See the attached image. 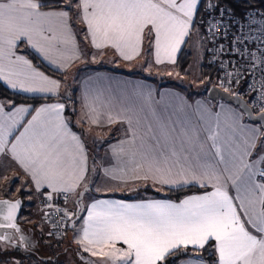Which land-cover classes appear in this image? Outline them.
Wrapping results in <instances>:
<instances>
[{"label": "snow or ice", "instance_id": "obj_1", "mask_svg": "<svg viewBox=\"0 0 264 264\" xmlns=\"http://www.w3.org/2000/svg\"><path fill=\"white\" fill-rule=\"evenodd\" d=\"M217 13L232 16L236 29L228 49L234 59L221 61L222 70H232L220 87L233 99L249 96L264 120V12L251 4L238 21L218 0H0V81L11 90L58 98L34 108L0 98V158H9L28 178L21 190L30 182L47 208L53 209L54 196L65 203L72 196L78 209L91 190L89 173L96 171L70 126L61 82L40 71L28 49L66 74L84 57L79 28L85 44L111 48L125 61L141 55L147 39L157 65H175L197 20L213 40L217 23L225 29L221 39L228 37L229 25L216 21ZM219 49L225 51L223 44ZM242 82L246 90L233 91ZM81 101L93 124L103 118L123 127V138L100 165L104 176L120 185L142 181L157 192L182 186L203 191L178 201L96 199L86 217L56 206L59 220L44 214L52 225L49 236L70 225L83 264H89L83 254L101 258V264H264V125L248 126L247 103L234 109L158 100L143 85L120 90L100 80L85 83ZM21 205L20 199L0 200V264H20L14 253L26 239L17 237Z\"/></svg>", "mask_w": 264, "mask_h": 264}, {"label": "crops", "instance_id": "obj_2", "mask_svg": "<svg viewBox=\"0 0 264 264\" xmlns=\"http://www.w3.org/2000/svg\"><path fill=\"white\" fill-rule=\"evenodd\" d=\"M77 33H78L77 39L78 41L81 42L80 47L82 51L84 52V57L83 59L76 60L75 62H73L71 66L67 69L66 74H63L61 71H57L55 67L51 66L50 64L43 61L42 59L41 60L47 66H49L53 70L65 76V81H64L59 78L52 77L45 73L50 78L57 79L61 82L60 96L62 98L61 102H64L66 104V115H68L67 110L70 108L67 97L69 95H72L75 97L76 105L77 104L79 105V110H78V115L75 120L76 123H73L72 121H70V126L75 133L80 135V137L82 138L83 142L85 143L87 147L88 156H89V160H88L89 168H92L93 162H95L96 171H91L89 173V178H88V182H89V185L91 186V190L80 201V206L82 207V211L80 212L79 217H86V211L84 210L86 209L87 206L90 205V203L93 200H96V199H112V200H124L126 202H135L142 198H149V199L156 198V199H169L172 201H178V200L169 198L166 195H160V194L153 195L149 192H145L144 191L145 189H152V188L151 187L145 188L144 182L142 181L138 185H133V184L120 185L116 181H113L109 179L108 177L104 176L103 172L100 170V165L101 163L107 162L106 158L110 152V147L115 146L123 138L124 136L123 127L120 124H107L104 122L103 118H101L100 123L93 124L92 121L89 119V117L85 115L86 110L82 106L81 97L84 91L85 83H87L89 80H91L93 83H95L97 80H100L104 84L110 83L114 87L118 86L120 90L130 88L131 86H134V85H143L145 89L152 90L153 95L158 100L161 99V96H163L165 100H167L169 97L182 98L188 103H195L194 100L183 89L175 85L162 82L160 80L156 81L149 77V73L142 74L139 71H132V70H128V69L126 70V69H121V68L118 69V66H121V64H125V65L134 64L136 61L138 62L139 60L144 59V58H147L149 62L155 66L162 67L163 65L167 64L165 63V64L157 65L155 63L154 56L150 54V50L148 47L149 41L147 39L144 41L143 50H142L141 55L135 57L131 61H125L111 48L97 50V49L92 48L90 44H85L82 40V35L80 34L79 28H77ZM190 38H188L187 42L182 46V49L186 44H188ZM28 50L34 53L33 50L31 49H28ZM180 52L178 53V56ZM34 54L38 56L36 53ZM96 54L102 56V58L104 57L111 58L112 61L116 63V65H110L109 67H107L106 64H103V62L101 61L92 60L98 63L96 67L85 66L84 61L91 60V57ZM167 65L174 66L171 64H167ZM100 66H103L105 68H101ZM112 68H117V69L114 70ZM68 75L69 77L67 78L66 76ZM0 84L8 88L2 81H0ZM11 91L17 92L22 95L32 96V97L52 98V101L45 102L43 104L55 103L57 102V99H58L56 96L45 95L41 93H25L19 90H11ZM203 97H204L203 95H199L197 97L198 99L197 102L198 101L203 102L202 100H199V99H203ZM72 103H73L72 104L73 107H75V103L74 102ZM18 105H24V106H29V107L34 108L30 104H18ZM41 105H39L38 107H40ZM27 118L30 119V117H27ZM245 120L249 127H253V126L256 128L260 127V125L248 121L246 117H245ZM75 125H79L80 128H76ZM0 163L4 164V166L6 167L13 166L20 173L23 174V177L25 179L27 178L24 175V173L18 168V166L14 162H12L9 158L7 157L0 158ZM137 187L139 188V192L132 191L133 188H137ZM184 187H197V186H182V187H177L175 189L184 188ZM27 188H28L27 193L29 192L31 194H34L33 185L30 182L27 183ZM164 189L165 188H161L160 191ZM160 191L158 192L160 193ZM22 193H24L25 196L27 195L25 191H22L21 193H19V195H21ZM200 193H194V194H200ZM34 195L36 196L37 201L41 197L36 194ZM4 197H9V196L4 195ZM71 198L72 196H69L68 202L71 200ZM27 210L30 211L29 209ZM25 224L30 225L35 229L38 238L40 236H44L45 241H43L42 245L46 246V250L50 252L53 251L52 247L47 246L49 245L48 242H50V239L52 236L48 235L50 228L45 223L43 211L40 207L37 213H33L32 211H30V215L26 217ZM82 224H83V220L81 219L76 223V228L77 229L81 228ZM40 225H41V228H40ZM77 234H78L77 232H72V234L70 235V239H68L66 242L65 247L69 249H73L72 250L73 252L75 250L76 254L81 256L82 254L80 253L78 245L74 242V239ZM83 255L85 256L86 259H88L86 254H83ZM26 264H39V263L35 261H28ZM72 264H76V263L74 262ZM89 264H91L90 261H89Z\"/></svg>", "mask_w": 264, "mask_h": 264}, {"label": "trees", "instance_id": "obj_3", "mask_svg": "<svg viewBox=\"0 0 264 264\" xmlns=\"http://www.w3.org/2000/svg\"><path fill=\"white\" fill-rule=\"evenodd\" d=\"M218 2L223 7H226V8H229V9L233 10L235 12V14L238 15V16H241V13H243L246 10L249 9V4H251L254 7L255 10L260 11V12H264V0H218ZM203 34H204V32H203ZM204 38H205V35H204ZM29 53H31V54L28 55ZM26 54L28 55V57L30 59L33 60V63L40 70L44 71L46 74H48V75H50L52 77H56V78H59V79L65 81V76L63 74H61V73L53 70L49 66H47L32 51L27 50ZM203 59H204V62L202 64V66L200 67V75H201V77L209 76V78L214 79L215 75H216L215 74V70L213 68H211L207 64V48H206V46L203 48ZM192 62H193V54L188 49V46L186 44L183 47V49L181 50V52H180V54H179V56L177 58V63L173 66L175 72L178 74L179 77H181L183 79H186V80L190 79L189 68H190ZM122 65H124V64H121V66ZM100 67L101 68H105L103 66H100ZM120 68L124 69V68L118 66V69H120ZM112 69L116 70L117 68H112ZM149 77L154 79V80H156V81L160 80L162 82H165L164 78H161V77L155 75L154 73H150ZM212 85H216V84H206L203 87L202 94H200V95H206L208 89ZM0 98H7V99H10V100H13V101L16 102V104H30L33 107H38L39 105H41V104H43L45 102L52 101V98H49V97H32V96H28V95L19 94L17 92L9 90L8 88H6L2 84H0ZM67 100L68 101L71 100V101H73L75 103V107H73V105H72L71 108H69L67 110V114L69 116L70 121H72L73 123H76L75 120H76V117L78 115L79 105L78 104L76 105L75 97L72 96V95H70V99L67 98ZM247 100H248V98H246V101ZM255 124H257V123H255ZM258 125H260V124H258ZM75 127L76 128H80L79 125H75ZM144 191L145 192H149V193H151L153 195H159V194L160 195H166L169 198H172V199H175V200H179V199H182L183 197H185L187 195L194 194V193H200L203 190L200 189V188H197V187H184V188L172 189V190L164 189V190L160 191V193L157 192V191H153V189H145ZM19 197H22L24 199L25 194L22 193L21 195H19ZM25 205H26V203L24 201V209H23L22 214L20 216V222L24 223V224H25L26 217L28 215H30V211L26 210ZM22 217L25 220L21 219ZM68 230L66 231L65 235L67 234ZM65 235L61 239L55 238L54 235H52L51 239L49 238L50 242H48L49 245H47V246L52 247L53 251H51V252H47L46 246L42 245L43 241H45V237L44 236H40L39 237V242H40L41 252H42V254L44 256L48 257L49 260L48 261H41V260H38L36 258L35 262H38L39 264H72L70 261L71 260H73V261L75 260L74 262L76 264H83V261L81 260L80 256L78 254H76L75 250L73 252L72 251L73 249H69V248L65 247L66 246ZM70 253H71V255L69 256ZM209 254H210V250H209V253H205L204 254V259L205 260L208 259ZM14 255L17 257V259L25 258V254L23 252H21V251L20 252H18V251L15 252ZM27 262L28 261H25V260L23 261L22 260V261H20V264H26Z\"/></svg>", "mask_w": 264, "mask_h": 264}, {"label": "rangeland", "instance_id": "obj_4", "mask_svg": "<svg viewBox=\"0 0 264 264\" xmlns=\"http://www.w3.org/2000/svg\"><path fill=\"white\" fill-rule=\"evenodd\" d=\"M188 49L193 54V62L189 68V74L190 79L186 80L178 76V74L175 72L174 67L170 65H163L155 66L152 63L149 62L147 58L141 59L138 62L136 61L134 64L130 65H122L120 67L132 71H139L142 74L146 73H154L155 75L164 78L166 83L175 85L181 89H183L190 97L194 100V102H197V97L202 94L203 87L206 84H218L217 81L214 79L209 78V76L201 77L200 75V67L202 66L204 59H203V48L206 46V42L204 39L203 30L200 29L198 26L193 30L192 36L187 44ZM93 57L94 60H98L103 62V64H106L107 67L110 65H116L115 62L112 61L111 58L104 57L96 54L91 57V60L84 61L85 66L89 67H96L98 65L97 62L92 61ZM84 66V67H85ZM171 73V75H169ZM67 78L69 77L66 76ZM203 99H199L204 101H207L208 103L212 105H222L224 107H232L236 108L237 106L228 103L224 100L220 101H214L212 99H209L206 95H203ZM73 101H69L68 104L71 108ZM218 110V109H217ZM27 181V178L25 179L23 177V174L20 173L16 168L13 166H4V164L0 163V197H4V195L9 196L8 198L15 199L19 197V193H21L22 187L25 185ZM27 186V185H26ZM28 189V188H27ZM21 191V192H20ZM28 191V190H27ZM27 191H25L27 193ZM74 200V197L71 198L69 202H67L64 205V208L76 210L74 207L72 201ZM25 208L26 210L29 209L33 213H37L39 211L38 201L36 199V196L31 193H27L25 196ZM25 220L23 217L21 218ZM41 228V225H40ZM74 232L72 229L68 230V234L65 235V241L67 242L68 239H70V235ZM47 252H50L47 250ZM71 253L69 254V256ZM87 255V254H86ZM89 261H96V264H101V258L99 257H88ZM87 259V260H88ZM19 261H36V258L33 256H25L23 259H18ZM71 260V259H70ZM72 263H74L73 260H71Z\"/></svg>", "mask_w": 264, "mask_h": 264}, {"label": "built area", "instance_id": "obj_5", "mask_svg": "<svg viewBox=\"0 0 264 264\" xmlns=\"http://www.w3.org/2000/svg\"><path fill=\"white\" fill-rule=\"evenodd\" d=\"M201 15L202 16L204 15L203 11L201 12ZM205 19H207V17H205ZM221 19L224 20L225 24H228L229 25L228 37L226 39H221V34L225 31V29L223 27H221L219 23H217L216 24V31H215V37H216L215 40L212 39L211 34H206L205 33V27H206V25H205V27H200L199 20H197V26L200 29L203 30L204 35H205V38L204 39H205L206 48H207V64L211 68H213L215 70V74H216L215 75V79H216V81L218 83V84H216V86H218L219 88H221L220 87L221 80L226 77L228 71H231L232 70L231 68H228L227 65H225V69L222 70L221 69V61H227L229 59H234V57H232V56L229 55L228 49L231 46L232 33L236 31L235 27H232L230 25V21L233 20V17L232 16H224L222 18L219 15V13H217L215 15V20L216 21H219ZM235 19L239 21L241 19V16L235 15ZM221 44H223L224 49H225V51L223 53H221L220 52V49H219V46ZM253 51H256V49H253ZM253 80H255V77L253 78ZM225 86H228V85H225ZM257 87H259L258 84H257ZM221 89L223 90V88H221ZM232 89H233V91H236V92H243V91L246 90V85L242 82L239 86L232 85ZM242 97L245 100H246V98H248L247 103L251 106V108L253 109V111L255 113H259L258 108H253V106L251 105V103H250V97L249 96L245 95V96H242ZM52 204H53V209H49L45 205V199H44L43 196H41L38 199V205L42 209L43 215L46 212H51L52 213L51 219L52 220H59L60 219V214L57 213V212H55L54 211V208L56 206H59L61 208H64V205L66 204L65 203V200H64V198L62 196H60V197L54 196L53 201H52ZM44 220H45V223L49 226L50 230H52V225L45 219V215H44ZM68 229H69V226H68L67 230ZM65 233L66 232L64 230V226L61 225L60 226V231L58 233L54 234V237L55 238H58V239H61V238H63V236L65 235Z\"/></svg>", "mask_w": 264, "mask_h": 264}, {"label": "water", "instance_id": "obj_6", "mask_svg": "<svg viewBox=\"0 0 264 264\" xmlns=\"http://www.w3.org/2000/svg\"><path fill=\"white\" fill-rule=\"evenodd\" d=\"M206 95L209 99H212L214 101L224 100V101L231 103L235 106L239 105L241 108L244 106V103H247V101L243 97H241V99H233L230 93H225L221 88H219L216 85L210 86ZM67 98L70 99V95ZM248 107L251 111V115H249L246 112L245 113L246 118L252 123L264 125V120H259L260 113H255L249 104H248ZM3 199H10L13 201L16 199H20L22 201V205L17 212V219H16L17 226L21 229V233H18L17 237L20 234H22L26 239H25L24 244L20 246V250L18 252H20V251L23 252L25 254V256H27V257L34 256L38 260L48 261L49 258L44 256L41 252L39 238L37 236L35 229L30 225H26V224L20 222V216H21L22 211L24 209V199L22 197H18L15 199H11L8 197H0V200H3ZM81 211H82V207L79 204V208L76 210V216L79 217ZM69 228L72 229V227L70 225H69ZM4 231L5 230H0V233H3ZM17 242L18 241L14 240V243H17ZM0 243H2V242H0ZM25 249H27V250H25Z\"/></svg>", "mask_w": 264, "mask_h": 264}]
</instances>
